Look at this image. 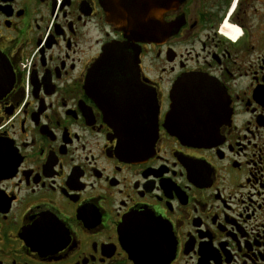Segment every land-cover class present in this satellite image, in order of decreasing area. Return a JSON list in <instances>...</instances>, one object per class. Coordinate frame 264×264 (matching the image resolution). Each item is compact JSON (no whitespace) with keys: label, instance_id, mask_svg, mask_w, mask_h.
I'll return each instance as SVG.
<instances>
[{"label":"flooded vegetation","instance_id":"flooded-vegetation-1","mask_svg":"<svg viewBox=\"0 0 264 264\" xmlns=\"http://www.w3.org/2000/svg\"><path fill=\"white\" fill-rule=\"evenodd\" d=\"M163 21L127 42L101 0H0V264H264V0H182ZM120 43L137 63L94 84ZM190 74L217 86L206 142L164 125Z\"/></svg>","mask_w":264,"mask_h":264},{"label":"water","instance_id":"water-1","mask_svg":"<svg viewBox=\"0 0 264 264\" xmlns=\"http://www.w3.org/2000/svg\"><path fill=\"white\" fill-rule=\"evenodd\" d=\"M182 0H101L105 20L122 33L124 37L149 41L164 32L169 34L177 29L176 25L166 24L163 14L175 9ZM132 45L117 44L104 47L101 57L94 64L90 78L96 82L101 78L112 77L120 63H137L138 51L132 54ZM119 64V65H117ZM0 95L6 93L13 81L12 71L7 61L0 56ZM217 86L204 76L190 74L179 77L172 89L170 109L165 117V126L179 137L195 142H206L203 133L215 125L210 116L215 103L212 93ZM153 110V109H152ZM152 110L149 117L153 118ZM146 129L144 130V127ZM145 126L130 124L127 132L133 133L124 138L128 151L147 150L156 138L155 121ZM141 127V129H139ZM140 133V134H138ZM127 151V150H126ZM136 153V152H135ZM131 155L130 152H128Z\"/></svg>","mask_w":264,"mask_h":264},{"label":"bare ground","instance_id":"bare-ground-1","mask_svg":"<svg viewBox=\"0 0 264 264\" xmlns=\"http://www.w3.org/2000/svg\"><path fill=\"white\" fill-rule=\"evenodd\" d=\"M237 32V31H236Z\"/></svg>","mask_w":264,"mask_h":264}]
</instances>
